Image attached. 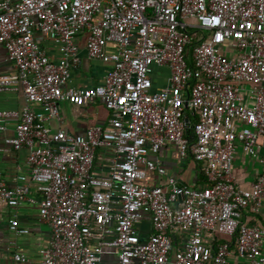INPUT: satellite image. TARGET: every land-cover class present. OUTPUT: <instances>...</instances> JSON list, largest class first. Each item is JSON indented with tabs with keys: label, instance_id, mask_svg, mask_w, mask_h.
Listing matches in <instances>:
<instances>
[{
	"label": "built area",
	"instance_id": "built-area-1",
	"mask_svg": "<svg viewBox=\"0 0 264 264\" xmlns=\"http://www.w3.org/2000/svg\"><path fill=\"white\" fill-rule=\"evenodd\" d=\"M81 33L108 67L96 85L67 87ZM0 45L13 68L0 70V92L26 100L0 108V135L17 119L0 153L29 150L14 185L0 176V199L16 208L32 186L42 194L41 264H264V226L242 220L264 208V159L250 188L233 172L238 149L260 157L264 139V0H0ZM96 98L107 122L61 126V101ZM166 144L201 184L169 173ZM9 227L29 232L14 216Z\"/></svg>",
	"mask_w": 264,
	"mask_h": 264
},
{
	"label": "crops",
	"instance_id": "crops-1",
	"mask_svg": "<svg viewBox=\"0 0 264 264\" xmlns=\"http://www.w3.org/2000/svg\"><path fill=\"white\" fill-rule=\"evenodd\" d=\"M79 47L81 61L73 67L71 75L65 86L84 87L100 83L108 64L100 60H92L87 56V34L81 33L76 37ZM50 57L57 60L60 56L58 46L51 40L43 42ZM0 70L10 72L12 65L6 58V50L0 45ZM26 103L22 90L0 92L1 109H21ZM35 109H42L38 103H33ZM61 115L63 117L62 127L73 133L83 132L88 126L107 122L110 117V110L104 103L96 98L91 103L84 106H76L68 101L60 103ZM17 119H10L8 129L0 135V146L5 144V137L14 133ZM50 125L53 129L59 127L57 120H52ZM260 157L251 158L244 154L241 148L236 154L233 172L237 184L243 188H250L251 183L261 170L260 159H264V139H260ZM28 148L21 147L0 153V176L10 186L15 184V176L20 172H27L25 167ZM179 155L175 145L166 144L161 148L158 159L175 175L180 181L198 186L204 179L199 167L193 161L186 164L179 163ZM42 194L35 186L31 187L29 199L16 208L10 207L0 199V264H41L40 248L45 245L50 238V227L41 221L39 214V201ZM15 217L20 227L27 228L28 233L17 234L9 227V219ZM242 220L250 225L258 224L264 226V208L255 210L252 205L247 207L242 214ZM144 235L149 233V219L145 218L141 224ZM225 237V236H224ZM145 240V238H143ZM15 253L25 255V260H16ZM233 262V259H232Z\"/></svg>",
	"mask_w": 264,
	"mask_h": 264
},
{
	"label": "trees",
	"instance_id": "trees-1",
	"mask_svg": "<svg viewBox=\"0 0 264 264\" xmlns=\"http://www.w3.org/2000/svg\"><path fill=\"white\" fill-rule=\"evenodd\" d=\"M202 175H203V173H202ZM205 176V175H204Z\"/></svg>",
	"mask_w": 264,
	"mask_h": 264
}]
</instances>
